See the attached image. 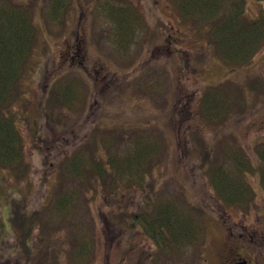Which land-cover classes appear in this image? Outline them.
Wrapping results in <instances>:
<instances>
[{
    "label": "rangeland",
    "instance_id": "1",
    "mask_svg": "<svg viewBox=\"0 0 264 264\" xmlns=\"http://www.w3.org/2000/svg\"><path fill=\"white\" fill-rule=\"evenodd\" d=\"M14 2L33 13L42 33L28 64L33 70L26 69L24 92L13 104L30 171L16 177L0 166V264H211L203 251H215L224 239L219 216L226 213L206 176L209 162L202 166L207 154L231 170L230 148L243 150L254 201L264 199L263 163L255 153L264 141V91L258 86L264 47L249 64L231 69L210 44L209 28L179 16L171 0H68L64 25L44 16L50 0ZM128 4L135 7L124 15L131 29L107 14ZM262 8L256 0L247 5L251 16ZM251 79L257 85L248 107L218 124L204 119L200 99L209 84L246 87ZM59 83L78 86L82 105L47 112L45 98ZM141 134L158 139L143 182L127 183L128 172L115 181L108 166L101 182L91 166L92 158L109 156L100 136L121 142L115 146L120 159ZM76 152L87 156L85 175L62 178L61 166ZM63 190L69 207L57 212L54 198ZM168 200L193 210L202 227L191 242L164 251L133 213ZM16 202L17 217L38 211L30 229L19 225L29 230V251L14 223Z\"/></svg>",
    "mask_w": 264,
    "mask_h": 264
},
{
    "label": "trees",
    "instance_id": "2",
    "mask_svg": "<svg viewBox=\"0 0 264 264\" xmlns=\"http://www.w3.org/2000/svg\"><path fill=\"white\" fill-rule=\"evenodd\" d=\"M249 1L171 0L179 16L193 21L192 23L198 28H209L207 36L210 44L213 45L219 58L231 69L249 64L264 47V8L251 16L247 11ZM256 1L264 2V0ZM68 6V0H50L44 16L49 21L61 22L64 25ZM106 8L109 10L107 6ZM126 11L128 10L124 7H112L107 14L109 17L117 18L118 27L131 29L134 23L130 25L124 23L126 19L124 15L128 14ZM35 22L33 13L29 9L23 8L14 0H0V166L16 177L24 176L30 171L13 104L24 92L23 77L26 69L30 66V70H33V63L28 64L32 62L33 52L42 33V28ZM255 84L257 85V79H251L246 87H225L221 83L209 84L201 93L199 112L207 122L212 124L226 121L232 114L239 111L238 107L243 109L250 105L247 98L249 91L255 89L253 88ZM258 86L264 91V82H258ZM79 95L82 96L78 86L76 89L71 86V83L56 84L48 91L44 108L47 112L51 110L53 114L56 110L62 111L63 108L80 106L83 97ZM150 137L146 134L137 136L131 142V147L128 146L123 150L125 154L119 159V155L115 153V146H119L121 142L118 141L117 143L120 142L118 145L112 139L109 140V135L100 136L99 144L106 146L109 156L106 161L101 156L98 160L92 158V170H95L101 182L106 179L107 166L113 172L115 181L120 182L128 177L127 183L139 182V180L143 182L146 173L151 170L150 162L158 152L155 145V143L158 144V139ZM110 138L115 140L116 137L111 134ZM229 152L233 169H227L228 165H225V162L209 160L208 152L202 166L209 162V165L205 166L206 176L208 175L209 183L218 200L226 205H238L249 210L251 203L255 200L254 187L246 176L252 169L244 162L243 150L231 147ZM255 153L263 163L264 169V141L256 143ZM67 156L66 162L61 166L62 178L67 179L69 176L78 178L85 175L81 172V166L87 162V156L78 152ZM139 164L144 167L141 171L136 170ZM127 172L129 175L126 176ZM261 178L264 184V171L261 172ZM69 198L70 195L66 191L57 192L53 209L57 212L67 209L70 203ZM18 203L16 202L13 207L14 223L21 230L20 233L17 228L22 246L29 251L27 244L29 230L25 231L19 225L28 223L30 229L31 224L39 220V215L38 211L34 210L30 215L24 209L28 216L17 217L21 209ZM155 205L157 206L151 212L144 208L133 213V219L164 250L170 251L171 247L181 242H191L195 239V234L198 235L199 232L200 221L193 210L183 208L171 200ZM200 213L203 214L202 210Z\"/></svg>",
    "mask_w": 264,
    "mask_h": 264
},
{
    "label": "flooded vegetation",
    "instance_id": "3",
    "mask_svg": "<svg viewBox=\"0 0 264 264\" xmlns=\"http://www.w3.org/2000/svg\"><path fill=\"white\" fill-rule=\"evenodd\" d=\"M124 8L129 11L135 7L128 4ZM78 48L76 41V49ZM223 207L226 218L224 215L219 216V226L225 232V237L215 251H203L204 259L210 260L211 264H264V199L253 201L249 207L251 210L244 212L236 210L244 209L238 205H227L231 210H227L225 204ZM253 207L255 208L252 209ZM228 216L231 217L229 220ZM248 218L250 221L246 220Z\"/></svg>",
    "mask_w": 264,
    "mask_h": 264
}]
</instances>
